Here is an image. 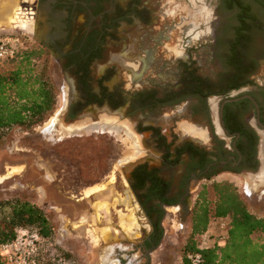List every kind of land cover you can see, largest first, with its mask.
<instances>
[{
	"label": "flooded vegetation",
	"instance_id": "obj_1",
	"mask_svg": "<svg viewBox=\"0 0 264 264\" xmlns=\"http://www.w3.org/2000/svg\"><path fill=\"white\" fill-rule=\"evenodd\" d=\"M223 1L238 16L230 37L199 13L208 0H21L6 39L55 74L54 129L102 136L119 166L105 171L115 183L61 204L87 223L99 264H156L168 213L189 219L225 176L264 211L263 20L254 0ZM127 141L138 151L117 159Z\"/></svg>",
	"mask_w": 264,
	"mask_h": 264
},
{
	"label": "rangeland",
	"instance_id": "obj_2",
	"mask_svg": "<svg viewBox=\"0 0 264 264\" xmlns=\"http://www.w3.org/2000/svg\"><path fill=\"white\" fill-rule=\"evenodd\" d=\"M206 3L208 14L214 15L216 22L215 25L208 26L209 30L216 28L218 32L232 36L238 20L236 13L232 12L223 0H208ZM21 4V0H0V39L20 35L13 29L12 23L18 14L23 13L20 10ZM5 9L8 11L2 12ZM254 9L255 13L261 16V25L264 26V4L260 0H254ZM9 17L11 18L8 20ZM33 63L38 71L46 69L57 94L55 74L50 75L44 59L40 57L38 61L33 60ZM17 66V63H8L0 71L13 70ZM206 68V73L210 74L215 69V63L209 62ZM58 108L59 105H56V109ZM56 111L48 115L43 123L31 129L13 127L1 134L0 219L10 217L12 212L10 206L1 204L16 200L30 202L41 208L50 221L53 234L48 239V244L57 247L72 264H99V258L91 252L87 223L74 221L71 211H67V214L63 212L67 216L62 218L61 204L63 201L71 203L76 197L81 198L85 194L88 196L110 180L112 184L115 183V176L106 178L108 173L105 171H116L119 166L114 168V162L109 163L108 158L112 151L109 152V146L102 136L74 137L64 131L55 130V120L58 116V113L54 116ZM115 146L111 145L110 150L116 148ZM122 148L124 151L117 159L138 151V147L129 141L123 144ZM227 179L225 176L205 184L203 190L206 187L210 189L214 183L230 181ZM94 186L96 187L92 188ZM198 199L199 196L195 198V203ZM208 200H214L212 193L208 195ZM210 205L212 206V203ZM247 206L254 215L264 217V211L258 213L252 205ZM195 207L196 205L189 206L191 215L187 220L182 219L180 212L175 209L168 213L165 223L166 236L161 250L156 254V264H182L183 251L192 234ZM126 223H130V220ZM218 234L219 228L214 222L206 235L197 238L198 243L204 248L214 247L219 239ZM103 235L109 238V232L103 231Z\"/></svg>",
	"mask_w": 264,
	"mask_h": 264
},
{
	"label": "trees",
	"instance_id": "obj_3",
	"mask_svg": "<svg viewBox=\"0 0 264 264\" xmlns=\"http://www.w3.org/2000/svg\"><path fill=\"white\" fill-rule=\"evenodd\" d=\"M8 63L18 66L0 71V137L13 127L28 130L43 123L57 105L47 71H38L32 53L22 48L14 60L5 64ZM210 193L214 196L212 202L208 200ZM1 205L10 206L12 212L10 217L0 219V247L16 239L20 230H35L45 239L52 237L50 221L38 206L20 200ZM220 218L230 225L227 243L202 248L197 238L206 235ZM183 253L182 264H194L191 257L196 255L201 256L203 264H264V217L250 212L233 183H214L199 195L192 216V234ZM0 264H6L1 256Z\"/></svg>",
	"mask_w": 264,
	"mask_h": 264
},
{
	"label": "built area",
	"instance_id": "obj_4",
	"mask_svg": "<svg viewBox=\"0 0 264 264\" xmlns=\"http://www.w3.org/2000/svg\"><path fill=\"white\" fill-rule=\"evenodd\" d=\"M21 49L9 39L0 40V68L14 60ZM215 222L219 228V239L215 245L223 247L229 238L230 225L223 218ZM48 243V239L42 238L35 230H20L16 239L1 245L0 256L6 264H71L66 255ZM191 259L194 264H203L200 255Z\"/></svg>",
	"mask_w": 264,
	"mask_h": 264
},
{
	"label": "bare ground",
	"instance_id": "obj_5",
	"mask_svg": "<svg viewBox=\"0 0 264 264\" xmlns=\"http://www.w3.org/2000/svg\"><path fill=\"white\" fill-rule=\"evenodd\" d=\"M194 13V12H193ZM192 12H190L189 13V16H191V15H194ZM199 13L200 14H206V16L207 15H209L208 14V11H207V9L206 8H202L200 11H199ZM202 16V15H201ZM198 17V16H197ZM192 20H193V18H192ZM12 21V20H11ZM193 22V21H192ZM20 22H19V19H18V17L15 19V20H13V28H16V26L19 24ZM195 24V23H194ZM189 130V129H188ZM196 133H198V132H196V131H193V134H196ZM12 175V174H11Z\"/></svg>",
	"mask_w": 264,
	"mask_h": 264
},
{
	"label": "crops",
	"instance_id": "obj_6",
	"mask_svg": "<svg viewBox=\"0 0 264 264\" xmlns=\"http://www.w3.org/2000/svg\"><path fill=\"white\" fill-rule=\"evenodd\" d=\"M8 7H9V6H8ZM8 7H7V8H8ZM7 11H8V9H5V10L2 11V12H7ZM11 17H12V15H11ZM11 17H9L8 20H9Z\"/></svg>",
	"mask_w": 264,
	"mask_h": 264
}]
</instances>
